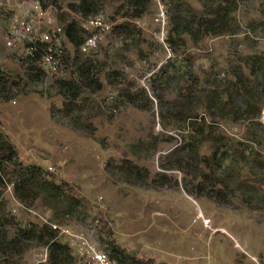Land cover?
Here are the masks:
<instances>
[{
  "label": "rangeland",
  "instance_id": "obj_1",
  "mask_svg": "<svg viewBox=\"0 0 264 264\" xmlns=\"http://www.w3.org/2000/svg\"><path fill=\"white\" fill-rule=\"evenodd\" d=\"M157 1L166 12L164 42L169 54L155 37L156 0H151L137 19L126 18L130 13L127 0H103L98 12L109 30L99 33L95 49L84 54L95 61L90 79L98 88L93 83L82 86L72 102L58 93L56 80L74 78L70 74L74 54L68 47L66 56L70 59L57 73L26 82L23 92L8 101L0 99V133L13 147L16 163L41 168L49 180L63 184L65 191L79 200V206L64 216L46 208L41 198L30 206L21 205L12 197L9 183L14 167L2 162L0 168H6L7 175L0 183V212L14 217L23 227L51 221L81 231L106 254L105 241H109L146 261L145 246L152 247L157 241L158 247L166 238L178 235L175 254L180 256L187 253V248L180 246L181 239L196 241V248L189 252L194 260L187 264H264L261 145L247 144L259 155L256 161L249 149L235 151L231 163L222 165L226 173L218 170L214 174L225 178L226 188L216 186L212 192L204 189L199 196H190L192 203L181 190H190L198 180L191 181L177 165L167 169L176 156L184 154L180 150L167 157L186 141L190 117L202 113L210 117L207 120L215 122L213 137L222 138V143L225 139L242 141L248 133L264 136V109L258 116L259 124L250 126L243 120H221L219 111L205 112L197 100L199 86L222 79L228 72L226 62L234 53H264V35L254 39L244 29L249 20L264 17V0H234L237 8L231 17L239 28L233 36L207 35L194 40L183 35V43L167 40L169 9L166 0ZM213 1L181 0L180 4L190 11L188 15L208 17L202 5ZM75 4L76 0H61L60 8L50 10V14H68L64 23L77 21L69 8ZM124 24L128 26L122 32L119 27ZM4 33L0 15V73L14 76L20 74L24 53L22 48L5 49ZM122 92L135 94V103L126 102ZM144 105L145 109L140 108ZM210 153V143L206 142L196 147L193 157L201 173L213 176L204 167ZM241 156L245 161H238ZM130 165L137 167V175L130 172ZM144 169L147 175L143 177ZM215 190L224 195L223 203L206 198V192L212 197ZM98 198L107 213L97 210ZM197 212L208 220L205 226L201 219H195ZM171 217L184 230H176L164 220ZM185 228L195 230L194 235L185 233ZM56 240L66 244L63 237ZM29 245L16 264H44L45 247L35 242ZM73 263L80 264L76 259Z\"/></svg>",
  "mask_w": 264,
  "mask_h": 264
},
{
  "label": "trees",
  "instance_id": "obj_2",
  "mask_svg": "<svg viewBox=\"0 0 264 264\" xmlns=\"http://www.w3.org/2000/svg\"><path fill=\"white\" fill-rule=\"evenodd\" d=\"M61 0H40L41 6L49 10L59 9L58 2ZM130 13L126 18H139L146 6H149L151 0H127ZM181 0H166V5L169 9V29L167 32V40L170 43L180 42L181 36H191L197 40L204 36H233L238 31V24L234 17H231L232 12L237 8L234 0H215L209 5H202L206 9V16L188 15L186 9L180 4ZM103 0H76V4L70 6L72 13L76 14L77 21L71 20L66 22L68 14H55L53 17L56 25L63 28L66 37L67 45H64L65 54L62 58V63L69 61V56H66V49L72 51L74 56L71 63L74 67L71 70L73 79L56 80L58 93L72 102L79 96L81 87H90L93 83L95 88L99 85L95 84L92 77V69L95 61L79 53V46L83 39L88 35L81 27L83 21L92 15L98 14ZM187 8V6H186ZM127 24L120 25V31H126ZM245 32L250 36L253 34L254 39L264 35V17L249 20L244 26ZM183 43V40H182ZM39 58L38 52H33V55L24 54L22 65H20V74L14 76L4 75L0 73V99L8 101L13 96L23 92L22 87L27 82H38L43 76L42 69L37 63ZM228 72L222 79L214 80L212 84L199 86L197 91V100L199 108L207 112L210 109L219 111L222 115L221 120L234 122L238 120L247 121L250 126L258 125V116L261 110L264 109V53L261 55H237L233 54L232 58L227 62ZM199 83V81H198ZM201 84V83H200ZM204 86V87H203ZM11 90H15L12 93ZM121 96L128 103H135V94L122 92ZM188 98L189 96H183ZM145 109V105L140 107ZM203 114V113H202ZM198 117H190L188 122V134L186 141L178 148L171 150L167 157L176 154L182 150L184 154L180 157L176 156L173 163L167 165L168 168L176 166V168L189 176L191 181L198 180V183L193 185L190 190H182V192L190 196H199L204 189L209 188L212 192L216 186L226 188L225 178H218L215 172L223 171L222 165L233 160L235 151L241 153L249 149L250 156L253 161L258 160L259 155L253 153L249 145H261L264 150V136H255L248 133L242 141H233L225 139L222 143V138L214 139L215 122L209 121L204 115ZM66 116L68 114H65ZM213 115V114H212ZM220 115V116H221ZM176 122L180 120L175 119ZM191 133V134H190ZM210 143L211 153L208 159L205 160L204 167L208 168L210 174L201 173L195 164L193 153L196 147L202 143ZM246 157L241 156L238 161H245ZM2 162L10 164L14 167V178L9 182L11 184L12 197L21 205L30 206L34 200L41 198L44 201L46 208L52 211H58L61 216L68 215L79 206V200L69 195L63 184H56L49 180L44 171L37 166H21L16 163V153L13 147L5 140L0 133V166ZM264 167V166H263ZM130 172L138 174L137 167L130 165ZM0 183L5 174L6 168H0ZM220 172V171H219ZM143 177L147 175V171H142ZM8 181V179H6ZM206 198H213L215 202L223 203L224 195L215 190L214 196L208 195ZM48 223H52L49 221ZM35 242L46 249V260L44 264H74L75 257L70 248L66 244L57 242L56 233L52 231L48 225L29 224L25 227L19 226L14 220V217L0 212V264H16V261L21 258L29 244ZM107 246V256L109 259L119 264H150L146 261L137 259L128 255L123 249L115 244L105 241Z\"/></svg>",
  "mask_w": 264,
  "mask_h": 264
},
{
  "label": "built area",
  "instance_id": "obj_3",
  "mask_svg": "<svg viewBox=\"0 0 264 264\" xmlns=\"http://www.w3.org/2000/svg\"><path fill=\"white\" fill-rule=\"evenodd\" d=\"M156 3L154 22L157 25V31L155 37L165 53L169 54L170 48L164 42L167 27L166 12L161 3L157 0ZM0 15L5 23L4 48L8 50L16 47L22 48L23 53L30 56L33 52H38L37 63L44 74L57 73L62 64L65 54L64 45H67V40L63 28L56 25L50 10L43 8L40 0H0ZM81 27L88 33L79 46V52L83 54L95 49L99 33L109 30V24L102 13L87 17ZM96 206L99 212L107 213V208L100 202V198ZM204 221L205 226L208 220L204 219ZM44 223L56 233V237L65 239L66 245L80 264H119L109 259L104 251L97 249L83 232L72 230L64 225L45 221Z\"/></svg>",
  "mask_w": 264,
  "mask_h": 264
},
{
  "label": "crops",
  "instance_id": "obj_4",
  "mask_svg": "<svg viewBox=\"0 0 264 264\" xmlns=\"http://www.w3.org/2000/svg\"><path fill=\"white\" fill-rule=\"evenodd\" d=\"M181 193L184 194L181 190ZM184 197L190 201L192 203V199L190 197H188L187 195L184 194ZM163 221V219H161ZM168 224L171 223L173 226L172 228L176 229V230H184L181 229L179 227H177V225H175V220H173V218H167L164 219ZM167 226V225H166ZM164 228V226L162 227ZM163 229L160 228V231H162ZM185 233L194 235L195 230L190 229V228H185ZM161 233V232H160ZM176 238H166L165 240H163L161 243H159L158 247H157V241H155L154 245L151 246H145L146 251L147 252V256H144L145 260L148 261L150 264H182L180 262H183L185 264H187L186 262H192L194 260V257L191 256V254H189L190 251L194 250V248H196V241H194L193 239H190L189 241H186L185 239H181V243L180 246L187 248V253L185 256H180L176 253V249H177V245L179 244L178 242L180 241L178 239V235ZM186 241V243H185ZM185 252V251H184ZM176 255V256H175ZM175 257V259H174Z\"/></svg>",
  "mask_w": 264,
  "mask_h": 264
},
{
  "label": "bare ground",
  "instance_id": "obj_5",
  "mask_svg": "<svg viewBox=\"0 0 264 264\" xmlns=\"http://www.w3.org/2000/svg\"><path fill=\"white\" fill-rule=\"evenodd\" d=\"M196 219H202V215L200 212H197L196 216H195ZM205 221H204V218L202 219L201 223L203 224ZM204 225V224H203Z\"/></svg>",
  "mask_w": 264,
  "mask_h": 264
}]
</instances>
